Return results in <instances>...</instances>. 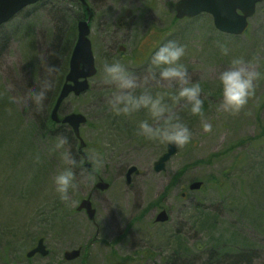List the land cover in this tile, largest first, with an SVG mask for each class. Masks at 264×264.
<instances>
[{"label":"rangeland","instance_id":"obj_1","mask_svg":"<svg viewBox=\"0 0 264 264\" xmlns=\"http://www.w3.org/2000/svg\"><path fill=\"white\" fill-rule=\"evenodd\" d=\"M177 1L45 0L0 26V93L9 97L15 116H23L15 124L4 119L9 124L0 133V264H24L40 238L53 252L42 263L87 246L89 257L74 264H264V78L238 113L216 111V80L229 59L219 55L218 41L230 47L231 55L259 57L258 70L264 73V2L248 30L236 37L220 33L207 14L176 21ZM80 20L89 21L98 72L85 94L64 101L60 115H85L87 123L80 129L84 152L104 163L86 172L90 179L84 181L76 169L77 188L62 201L52 185L61 167L59 157L48 151L54 141L37 134L30 143L21 141L44 106L24 107L12 97L25 96L44 80L54 86L67 73ZM168 40L185 46L182 63L189 79L201 83L212 130L203 132L199 119L186 113L183 102L177 104L174 110L188 123L192 140L157 173L154 164L167 144L135 135L138 122L146 118L144 110L127 117L110 111L101 74L102 65L115 58L143 82L148 54ZM147 86L154 93L176 90L167 81L149 80ZM68 140L80 159L79 141ZM131 167L139 174L128 184ZM180 170L184 174L171 185ZM99 178L110 184L108 190H95ZM195 181L203 187L190 191ZM87 197L97 210L94 221L76 210ZM161 210L169 214L166 223L155 222ZM125 258L130 259L120 262Z\"/></svg>","mask_w":264,"mask_h":264},{"label":"clouds","instance_id":"obj_2","mask_svg":"<svg viewBox=\"0 0 264 264\" xmlns=\"http://www.w3.org/2000/svg\"><path fill=\"white\" fill-rule=\"evenodd\" d=\"M217 49L220 56L229 59L227 66L217 76L219 102L216 111L218 114L235 115L255 96L257 82L264 78V73L258 70L259 57L245 59L242 55H231L230 47L219 41ZM184 56L185 46L174 40L154 46L147 57V74L142 78L143 82L118 59L113 58L102 65L101 82L108 86L107 104L110 111L115 116L125 117L141 110L146 113V118L139 121L134 130L137 137L177 148L189 144L192 131L185 119L174 110L181 102L188 115L199 119L202 131L211 132L212 124L205 115L203 88L199 81L189 79L188 69L182 63ZM149 80H156L157 83L167 81L170 86L174 83L176 90L174 93H154L147 86ZM51 87L52 83L44 80L38 88H30L25 96L12 97V100L24 107L31 104L39 110ZM48 151L50 154L55 153L60 160L61 167L52 177V185L53 191L62 201H67L70 190L75 191L77 188L76 169H80L84 181L90 179L89 175H85L88 170L86 165L98 170L104 163L103 158L96 154L77 159L68 137L64 135H57ZM35 159H40L38 154Z\"/></svg>","mask_w":264,"mask_h":264},{"label":"water","instance_id":"obj_3","mask_svg":"<svg viewBox=\"0 0 264 264\" xmlns=\"http://www.w3.org/2000/svg\"><path fill=\"white\" fill-rule=\"evenodd\" d=\"M42 0H0V26L9 22L18 13L25 8L35 5ZM264 0H178L175 3L176 18L192 19L201 14H209L213 18L215 28L223 33L232 36L243 35L249 27V19L256 13V7ZM86 8V2L83 1ZM78 36L69 60V71L65 77L58 97L51 111V120L57 124L69 126L76 139L79 141V151L82 158L88 157L84 149L86 143L81 136L80 129L86 124L87 118L81 113H70L65 116L60 115V109L64 101L74 95L76 97L85 94L90 89V80L96 76L97 67L95 62L94 51L90 36V26L88 20H81L78 23ZM181 148L167 144L165 153H163L154 164V170L157 173L166 170L167 163L175 157ZM87 163V162H86ZM90 169V165H86ZM139 174L136 167H131L126 174V182L132 181V175ZM203 183L200 181L192 182L189 186L191 191L200 190ZM110 184L100 179L95 189L106 191ZM78 211L85 210L90 220H95L96 209L93 208L90 198L81 201L77 208ZM169 220L166 210H162L156 216L157 223H165ZM35 253L47 254L44 239H40L34 250L28 253L32 256ZM80 249L65 253L68 260L79 257Z\"/></svg>","mask_w":264,"mask_h":264},{"label":"trees","instance_id":"obj_4","mask_svg":"<svg viewBox=\"0 0 264 264\" xmlns=\"http://www.w3.org/2000/svg\"><path fill=\"white\" fill-rule=\"evenodd\" d=\"M176 21H177V19H176ZM69 45L71 47L72 43ZM72 47H73V45H72ZM72 47H71V49H72ZM64 60L66 61V58ZM61 72H62V70H61ZM65 76H66V74H65V70H64L60 76L59 81L54 86H52V88L47 93L46 99L43 103L44 107L39 112V115H38V112L36 110V115H35L36 122L33 123V126L31 129L22 133V135H21V137H22L21 141H22L23 145L28 140L30 143L31 138L35 134L39 135V137H42V138L48 137V138L52 139V141H54V139L57 135H61L65 132L68 134L69 139H72L74 142H77V140L73 134V131L67 125L57 124V123L53 122L51 120V117H50L51 110L55 104L56 98H57L59 91H60V88L62 86L61 82L64 83V81H65ZM8 105H9V107H8ZM9 112H11L10 115L8 114ZM22 117H23L22 114L19 118L15 116L14 112L10 109L9 97L6 95L5 92H3L1 90V93H0V124L3 126L0 125V133L5 132V127L9 124V123H3L4 119L5 120L6 119H8V120L12 119V121L14 122V120L19 121ZM15 123L16 122H14V124ZM29 143H28V146H29ZM75 152H76V150H75ZM76 155H78L80 157V159H82L80 154H79V150L76 152ZM218 155L219 154H216V156H218ZM87 172L92 173V168L88 169ZM182 174H184L183 170H180L179 172H177V174H175L173 176V178L171 179V185L176 186L178 181L182 177ZM129 259L130 258H125L124 260L121 259V261L118 259V261H120V262L126 261L127 262Z\"/></svg>","mask_w":264,"mask_h":264},{"label":"flooded vegetation","instance_id":"obj_5","mask_svg":"<svg viewBox=\"0 0 264 264\" xmlns=\"http://www.w3.org/2000/svg\"><path fill=\"white\" fill-rule=\"evenodd\" d=\"M80 212H85V211H80ZM85 214L87 215V213L85 212ZM35 247H33L32 249H30L28 252H31L32 250H34ZM81 250V253L79 255V257L72 259V260H68L65 258V253L68 251H65L63 253V258L59 259L57 261L52 260V261H47L45 263H42L41 261L45 258H47L48 256H52L53 252L51 250H48L47 246H46V250H47V254L43 255L41 253H35L32 256H28V252L25 254V258H24V264H74V262H76V260L80 257H82L83 260H85V258H88L90 255L89 252V248H87V246H85L84 248H79ZM74 250V249H73ZM71 250V251H73ZM84 254V255H82ZM87 256V257H86ZM81 264V263H80ZM82 264H87V262L84 261V263Z\"/></svg>","mask_w":264,"mask_h":264}]
</instances>
